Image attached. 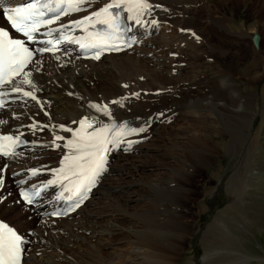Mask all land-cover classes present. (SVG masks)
Wrapping results in <instances>:
<instances>
[{
	"label": "rangeland",
	"instance_id": "rangeland-1",
	"mask_svg": "<svg viewBox=\"0 0 264 264\" xmlns=\"http://www.w3.org/2000/svg\"><path fill=\"white\" fill-rule=\"evenodd\" d=\"M164 1L169 2V0ZM174 1L183 3L184 0ZM185 1L191 2V5L184 12H179L176 9L177 17L182 20L183 17V19H186V17L191 16L188 20L194 21L195 28L193 30L185 29L183 24H179L180 27L173 28L165 23V25H160L158 34L165 33L166 28H173V30H168L169 33L172 32L171 38L176 35H186L183 39L192 40L193 50L191 52L175 53L172 55L173 57L170 54V58L177 64L175 70L173 69V74H171L174 77L172 80H175L172 81L171 85L176 86L174 89L180 93L181 97V104L177 105V101L176 107H179L178 109L181 110L182 114H190L191 117L181 121L170 120L168 123L166 122L162 127L163 131L160 130L161 135L152 141L151 138L154 136V133H152L146 141L148 147H156V149H159V153L172 155L176 158L174 157V161L172 159L156 161L159 166H164L161 173L160 170H156L157 173L151 172V174H148L147 171L141 173L138 179L144 182L145 185H141L140 188L142 187L145 193L138 196L140 199L142 198L141 202H143H139L141 204L130 205L128 209L131 218L130 223H124L125 221L121 219L116 229H114L115 231L101 235L109 227L110 218L99 216L94 218L91 225V230H95V233L90 230L82 233L76 231L70 237L65 236V234L57 235L58 233H55V235L50 233L51 241L43 233L40 234L43 237L41 241L38 238L32 239L31 235L30 241H32L30 245L26 246V256L31 255L34 260L43 259L44 253L41 247V249L33 250L34 246L42 242L45 247L48 246L49 250H51L50 246L52 248L58 247V249L73 248V251L69 254L72 255L70 257L73 259L71 264H89V262L90 264H96L91 260V255L97 252L105 258H111L110 253L114 250L115 254H119V249L123 253L124 251L128 253L133 251L134 248L131 247L129 242H131V237L134 238V235L126 231L128 228L130 231L135 229L142 233L147 231L144 234L145 237L148 234L150 235V232L153 233V235H150L153 237L151 242L154 243L155 241L159 246L158 250L161 251L159 253L164 257V260L154 259L172 264L174 255L176 256L175 251L180 246L177 250L178 253L176 252L178 254L177 259L175 258L176 264H200L198 260H200L204 247L200 236L207 231L209 224L212 225V228L221 230L220 213L229 208L230 210H226L229 214L227 218L239 215L241 219L237 220L238 223L235 222L236 224L229 221L230 232L237 236L240 235L241 238L244 237L246 241L243 242L244 245L237 248L253 259L251 264H261L257 260L260 257L264 258V193H257L254 189L249 190L240 198V201L231 189L234 183L237 185V179L245 175V172L255 175L254 164L261 163L262 170L260 173L264 174L263 151L259 152L262 154L261 156L260 154H258L259 156L252 154L251 159L253 160L250 159L252 165H249L246 169L248 155L244 152L239 155V142L236 143L235 141L238 140L233 139L234 133L238 132L237 125L241 120H245L250 123V137L253 139L259 132V139L262 141L259 145L264 144V100H261V94L264 93V0ZM178 28L180 29L178 30ZM243 34L246 37H243ZM187 35H190V38ZM251 36L252 38H250ZM181 40L177 44L180 49L185 45L184 41ZM255 41L256 43H254ZM165 53L169 55V51H165ZM145 54V52H142L139 57L144 58ZM164 68L169 69L170 67L167 65ZM125 74L127 75V73ZM220 76L224 77V80H227L228 83H231L229 81L231 78L234 88L244 93L246 100L244 99L245 105L241 114L236 112L238 108L237 96L234 95L233 97L232 91L227 88L225 81ZM129 87H131L129 92L132 93L141 88L140 85L137 86L136 84H131ZM141 94H144V97L149 96L148 93ZM165 95H167V92L159 96ZM176 95L178 94H175V99H177ZM144 103L145 101L142 100L141 104ZM204 116L210 117V119L208 118L210 122H204L206 128L202 122ZM185 131L187 134L205 141L203 143L207 145L209 150L206 149V152L205 148L201 147L199 143L194 144L193 142H190V149L186 150L185 147L181 146V142L187 141ZM174 132L177 136L173 135ZM261 149L264 150V147H261ZM136 152L137 150L134 149L133 153L123 155L130 156ZM152 152H155V150H152ZM52 153L55 152L52 151ZM143 160L147 162L149 160V163L154 161L150 157ZM107 179L110 186L118 184L116 177L110 175ZM9 180L10 184L12 183L11 186H14L12 177L9 176ZM124 188H122L123 192L125 191ZM180 194H182V197ZM108 195L115 198L111 203L116 205L115 201L118 198V193L112 189ZM15 202L16 195L13 190L9 192V195H4L0 199V206H3L0 207V217L8 220L14 226H18L19 231L28 236L38 228L40 222H36V220H39V216L37 215L35 220L30 210H26L27 213L20 208H18L19 210H13V206L10 207V205ZM103 203L106 204V202ZM236 206L237 208H235ZM6 207L12 210L5 213ZM107 209L111 213L117 214L116 216L123 217L121 215L124 212L117 211L119 208H116V211L113 208L107 207ZM19 214L20 216H15ZM180 218L188 222L187 241L181 245L176 240L179 238V234L180 236L182 234L179 233L175 223V220ZM158 236H160V241L157 240L158 242H156L155 239ZM147 243L143 245L146 253L150 251ZM169 244L173 246L177 244V246L172 247ZM84 260L85 262H83Z\"/></svg>",
	"mask_w": 264,
	"mask_h": 264
},
{
	"label": "bare ground",
	"instance_id": "bare-ground-1",
	"mask_svg": "<svg viewBox=\"0 0 264 264\" xmlns=\"http://www.w3.org/2000/svg\"><path fill=\"white\" fill-rule=\"evenodd\" d=\"M104 1L106 2L107 0H94L92 4L98 6ZM147 1L152 4V7L141 17L148 21L150 25L145 29L136 27L137 33L140 36L139 48L137 47L136 49L118 56L106 57L98 63L83 62L73 56L65 55L39 56L31 62L26 72L15 80L13 84L21 89V91L14 92L12 97L19 98L21 101L27 102L28 104L22 106L23 104L15 103L10 109L0 113V121H2V123H0V131L5 132L7 129H14L16 132L25 133L33 144V147L30 151H27L26 154L20 156L16 160H8L7 162L0 160V171L4 164L8 165L6 172H0V178L2 179V184H0V199L4 195H9V192L13 189L8 182V175H13L14 182L25 179L28 175L34 173L39 176V178L35 180H39L41 177L44 180L50 178V175H52L60 165V157L66 150L65 141L69 138L71 131L78 127L79 121L85 118L92 122L93 129L101 125L114 124L119 121L127 123L128 125H133L138 129L136 134L137 137L141 139L140 142L136 143L134 148L137 150L135 153L136 155L134 154L135 156H124L123 154L113 156L108 175L118 179V184L116 186H110L108 179H103L95 196L89 200L77 214L70 218L64 220H51L50 218L40 216V214L38 215L39 220H36L37 218L34 217L33 219H35L36 222H40V224L37 229L32 231V239L38 238V240L41 241L43 239L40 235L41 233H43V235L46 234L49 241H51L50 233H58L57 235L65 234V236L70 237L76 231L82 233L90 230L94 232L95 230H91V225L93 224L94 218L99 216H108L110 218L109 227L103 231L101 235L110 234L115 231L114 229H116L121 219L125 221L124 223H130L131 218L128 214V209L130 205L141 204L143 202H141L142 198L140 199L138 196L145 193L144 189L142 187L140 188L141 185L144 186L145 184L138 179L141 173L143 174V172L147 171L148 174H151V172H156V170H160L161 173L164 166H159L156 161L170 159L174 161L176 158L172 155L171 157L165 153H159V149H156L155 146H153L155 148L148 147L146 141L147 137H151L152 133H154L155 136L151 138L152 141L161 135L160 130L163 129L162 127L166 122L168 123L170 120L181 121L182 119L191 117L190 114H182L181 110L178 109L179 107H176L181 104V97L179 95L180 93L174 89L176 86L171 85L173 81L172 78L174 79L171 74H173V69L177 64L170 58V54H180L187 51L191 52V50H193L192 40L183 39L186 35H176L174 38H171L172 32L169 33L170 29L173 30L174 27H180L179 24L185 25V29L193 30L195 28L194 21L188 20L191 16L186 17V19H183V17L182 20H180L176 12V9L179 12L186 11V9L190 7L191 2L185 0L182 1L183 3H178L174 0H169V2L164 0ZM153 21L157 22L158 25H155ZM165 23H168L169 26L173 28H166L165 33L158 34L160 25H165ZM220 23L222 24L221 20ZM136 28H134L135 31ZM179 29L180 28H178V30ZM242 36L246 37L245 34ZM250 38H252V36ZM180 40L185 43L182 49L177 46ZM254 43H256V41ZM165 51H169V55H166ZM142 52L146 53L144 58L139 57ZM167 65L170 67L169 69L164 68ZM125 73H127V75ZM25 74H27V77ZM125 76H127V78H125ZM25 78H27L30 83H24ZM221 79L224 80V77H221ZM224 81L227 88H230L232 91L233 97L234 95L237 96L238 108L236 112L241 114L246 100L244 93L234 88L231 78L229 79L231 83H228L227 80ZM131 84L140 85L141 88L133 93L129 92L131 89L129 86ZM221 85L223 86L224 84ZM122 86L123 88H121ZM24 92H30L32 96H35V99H33L32 96H25L23 94ZM154 92L158 93L155 94ZM165 92H167V95L159 96L165 94ZM140 93H148L149 96L144 97L145 95H140ZM175 94H178L176 95L177 99H175ZM142 100L145 101L144 104H141ZM261 100H264V93L261 94ZM113 101H118V103L113 104ZM177 101L178 104L176 105ZM91 105H95L96 107H91ZM105 106L108 110L107 114L97 110V108L103 109ZM208 118L210 119V117L204 116L202 122H210ZM203 125L204 127L206 126L205 123ZM234 125L236 126V124ZM249 125L250 123L248 121L241 120L236 127L238 132L234 133L236 137L232 136L234 140H238L235 141L236 143L239 142V155L243 152L248 155L246 169H248L249 165H252V154L257 156L260 154L259 152L261 150L264 153V150L261 149V147H264V144L261 143L262 145H259L260 142H262L261 139H259L260 133L258 132L252 139L249 133ZM65 128L69 129V131H64L63 129ZM92 128H89V130ZM141 129H143V131H141ZM175 133L176 132H174L173 135L177 136ZM185 135L187 141L181 142V146L185 147L186 150H188L190 142L194 144L199 143L205 150H209L207 145L203 143L205 141L199 140L194 135L187 134L186 131ZM57 136L63 137L64 139L57 140ZM162 137L164 136L162 135ZM152 150H155V152H152ZM52 151L55 153H52ZM261 155L262 154H260V156ZM148 157L152 158L154 161L149 163V160L148 162L143 160ZM262 157L264 156L262 155ZM254 169L256 170L255 175H250L245 172V175L237 179V185L236 183H232L233 188L230 189L235 192V196L239 200L245 193H248L249 190L254 189L257 193H264V174L260 173L262 170L261 163L254 164ZM156 178H158V176H156ZM154 183H156V181ZM122 188H124V192ZM112 189H114V192L118 193V198L115 201L116 205L111 203L115 198H111L108 195ZM181 189L183 190L182 187ZM180 196L182 197V194H180ZM45 200H47V196L41 200L42 208L38 205L40 212H45L49 209V204H47L48 201L44 202ZM103 202H106V204ZM12 206L13 210L20 208L16 202L10 205V207ZM107 207L113 208L115 211L116 208H119L117 211H123L124 213L121 215L123 217L119 215L116 216L117 214L113 212L111 213L108 211ZM235 208H237V206ZM239 208L241 207L239 206ZM12 209L6 207L5 211H3L7 213L6 211H11ZM226 210L230 209L227 208ZM226 210L220 213L221 222H225L223 224L220 222L222 227L221 230H219V228L214 229L212 225L209 224L207 226V231L200 236V240H202L204 245L200 260H198L200 264H251V261H253L249 255L244 254L241 249L237 248L240 245H244V237L242 236L243 238H241L240 235L237 236L230 232L229 221L238 223L237 220L240 219V216L227 218L229 214ZM15 216H20V214ZM176 218H178V216H176ZM218 220L220 219L218 218ZM14 221L16 222V220ZM175 223L179 233L182 234V236L179 234V238L176 240L179 245H181L187 241L188 222L180 218L179 220H175ZM15 227L18 228V226ZM126 231L134 235V238L131 237V242H129L131 247L133 246L134 248L132 252L128 253L124 251L123 253V251L119 249V254H115V250H112L113 252L110 253L112 256L111 258H105L97 252L91 255V260L96 264H166L161 261L164 260V257L159 253L161 252L158 250L159 246L155 241V244L151 242L153 241V237L150 235H153V233L151 234L150 232V235L148 234L147 237H145L144 234H146L147 231L142 233L135 229L130 231L128 228ZM155 240L156 242H158L157 240L160 241V236ZM146 243L150 249L148 253L144 251L145 248L143 247ZM169 245L172 247L177 246V244L176 246L172 244ZM40 247L43 249V259L34 260L33 256L28 255L26 256L27 261L24 264H71L73 261L70 257L72 255H69L73 251V248L58 249V247L52 248L50 246L51 250H49L48 246L45 247V245L40 242L34 246L33 250L41 249ZM179 248L180 246L175 251L176 256L174 255L172 264H176V257H178L177 250H179ZM154 258H160L161 260ZM85 259L87 258L85 257ZM257 261L262 264L264 263V258L260 257ZM83 262H85V260Z\"/></svg>",
	"mask_w": 264,
	"mask_h": 264
},
{
	"label": "snow or ice",
	"instance_id": "snow-or-ice-1",
	"mask_svg": "<svg viewBox=\"0 0 264 264\" xmlns=\"http://www.w3.org/2000/svg\"><path fill=\"white\" fill-rule=\"evenodd\" d=\"M85 3V0H58L56 7L52 8L48 3H42L41 0H36L34 3L27 4L22 7H15L11 9H5L3 12V18L6 19L11 28L17 33H22L28 41L34 39L33 33H36L38 28L42 25L50 24L54 22V19H43L45 12L43 9H48L51 12H57L55 19H59V14H68L71 11L81 10V5ZM66 5V6H65ZM151 8V5L147 0H110L108 4L94 12L91 16L85 17L83 20L74 21L77 26H83L85 23H94L105 25L107 31L97 34L96 42L90 44H81L82 48H96L98 51L95 54V59H99L102 51L105 48L111 47L107 43L113 34L117 33L120 29V11H125L129 15L127 19L135 20L137 24L141 22L140 17L145 15ZM113 9L117 11L113 12ZM93 17L95 20L93 21ZM155 23V21H153ZM67 27V26H64ZM51 33H49L50 35ZM199 39V37H197ZM58 42V41H57ZM52 44V41H48ZM52 49L44 48L40 49L41 52L51 51ZM32 52L24 46V44L17 39H10L9 32L0 29V86L5 84L11 85L15 76L19 75L26 65L27 61L31 58ZM27 77V74H25ZM24 83H30L25 78ZM13 91H21L18 87H12ZM4 93L0 92V95ZM25 96H32L30 92H24ZM35 99V96H32ZM118 103V101H113ZM0 107L3 104L0 103ZM91 107H96L91 105ZM98 111L108 113L107 107L103 109L97 108ZM2 123V121H0ZM80 130L73 131L72 135L75 139L68 140L66 147L70 148L78 155L65 156L64 161H61L62 165H65V161H71L67 167H77L79 169H87V180L89 186L94 185L96 178L104 171L105 157L104 153L108 150L107 145L110 143L119 142V137L126 134L124 132L125 125L112 124L104 125L101 128L94 129L92 132H87V129L92 128L93 124L87 118L79 121ZM69 131V129H63ZM114 134L109 138V133ZM143 131V129H141ZM18 137L13 138L11 136L0 137V141H7L8 144L0 143V154L9 155V146L14 147L18 141ZM57 140L64 139L57 136ZM79 162V163H76ZM60 171H63V167ZM75 174V173H73ZM2 183V181H0ZM49 183H55V181H49ZM21 195L31 203V197L22 192ZM77 206H79L77 204ZM23 241L12 229L6 225L0 224V264H20L21 262V244Z\"/></svg>",
	"mask_w": 264,
	"mask_h": 264
}]
</instances>
